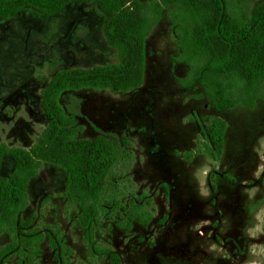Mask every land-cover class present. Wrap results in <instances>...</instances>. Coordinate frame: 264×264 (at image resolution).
Masks as SVG:
<instances>
[{
  "label": "rangeland",
  "instance_id": "374dc122",
  "mask_svg": "<svg viewBox=\"0 0 264 264\" xmlns=\"http://www.w3.org/2000/svg\"><path fill=\"white\" fill-rule=\"evenodd\" d=\"M259 1L240 0L247 24ZM110 15L99 0H89L70 3L53 15L30 9L0 18V143L24 149L33 144L47 123L39 107L40 91L56 71L116 63V51L102 33ZM180 56L169 10L164 9L145 40L138 89L65 91L59 98L81 127L78 137L128 142L129 156L115 164L103 186L105 211L95 224L92 245L112 248L122 264H245L250 259L264 264V257L248 252L253 244L264 245V234L251 239L243 234L255 223V210L264 207V171L254 175L264 167L256 151L264 138V99H257L253 108L238 104L216 111L200 83L180 84L190 76ZM208 117L226 123L218 160L210 156L204 134ZM205 163L208 196L202 197L192 173ZM11 167L6 158L1 174ZM65 183L60 167L43 163L28 185L22 217H30L31 228L41 235L59 229L69 249L55 259L44 239L30 264H109L107 256L85 245L79 208L66 199ZM252 188L258 191L249 200L246 191ZM206 206L211 215L205 213ZM139 209L150 213V222L134 219L128 229L127 217ZM197 222H204L203 235L189 231ZM6 243L7 235L0 234V247ZM210 244L230 259L209 252ZM25 261L13 255L8 264Z\"/></svg>",
  "mask_w": 264,
  "mask_h": 264
},
{
  "label": "trees",
  "instance_id": "16d2710c",
  "mask_svg": "<svg viewBox=\"0 0 264 264\" xmlns=\"http://www.w3.org/2000/svg\"><path fill=\"white\" fill-rule=\"evenodd\" d=\"M86 1L0 0V18L6 20L30 9L38 15H53L70 3ZM99 2L111 14L102 25V33L106 44L116 51V63L56 71L40 91L39 107L47 123L33 144L24 149L0 143V234L8 237V243L0 247V264H8L13 255L30 264L39 256L44 239L55 259L69 252L59 229L41 235L31 228L32 219L21 215L28 205V185L43 163L63 170L64 195L79 208L78 222L87 248L92 246L95 253L107 256L109 264H122L112 248L99 249L92 243L95 224L105 211L103 186L115 164L129 156L128 142L104 136L78 137L81 127L64 111L59 98L65 91L125 93L138 89L144 77L145 40L164 9L169 10L180 59L189 67V78L180 84L200 83L216 111H228L238 104L253 108L257 99H264V0L250 10L251 24L243 18L240 0ZM225 131L222 119L208 117L204 134L215 160L223 153ZM6 158L12 167L2 175ZM127 218L128 229L134 219L143 224L151 220L150 213L141 209Z\"/></svg>",
  "mask_w": 264,
  "mask_h": 264
},
{
  "label": "clouds",
  "instance_id": "9594fccd",
  "mask_svg": "<svg viewBox=\"0 0 264 264\" xmlns=\"http://www.w3.org/2000/svg\"><path fill=\"white\" fill-rule=\"evenodd\" d=\"M259 145L260 147L256 149V151L258 152L260 159L264 160V138H261L259 140ZM207 171H208V165L205 163L197 167L195 171L192 173L193 179H195L199 183V193L202 197L208 196V191L203 186V178ZM262 171H264V167H259L257 172L254 173V175L259 176ZM257 191L258 189L256 188H252L246 191V195L248 196L249 200L255 199L257 195ZM204 211L207 215L212 214L211 209L208 206L205 207ZM253 219L255 223L252 224L250 227H246L243 229V234L250 239L257 237L260 234H264V207H259L255 210ZM203 223L204 222H197L193 225H189L188 226L189 231L203 235L201 231ZM208 251L221 252V249H219L216 244H210ZM248 252L252 257H264V245L253 244L248 249ZM220 258L225 260L230 259L229 254L226 251L221 252ZM245 264H261V261L258 259H250V260H246Z\"/></svg>",
  "mask_w": 264,
  "mask_h": 264
}]
</instances>
